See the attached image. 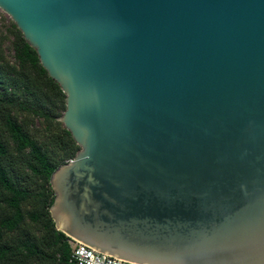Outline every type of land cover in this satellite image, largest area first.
<instances>
[{"label":"water","instance_id":"water-1","mask_svg":"<svg viewBox=\"0 0 264 264\" xmlns=\"http://www.w3.org/2000/svg\"><path fill=\"white\" fill-rule=\"evenodd\" d=\"M80 148L67 238L130 264H264V0H0Z\"/></svg>","mask_w":264,"mask_h":264},{"label":"trees","instance_id":"trees-1","mask_svg":"<svg viewBox=\"0 0 264 264\" xmlns=\"http://www.w3.org/2000/svg\"><path fill=\"white\" fill-rule=\"evenodd\" d=\"M65 95L0 18V264H72L49 214L52 173L80 149L57 121Z\"/></svg>","mask_w":264,"mask_h":264},{"label":"built area","instance_id":"built-area-1","mask_svg":"<svg viewBox=\"0 0 264 264\" xmlns=\"http://www.w3.org/2000/svg\"><path fill=\"white\" fill-rule=\"evenodd\" d=\"M68 240L71 248L70 262L72 264H130L90 250L72 239L68 238Z\"/></svg>","mask_w":264,"mask_h":264},{"label":"rangeland","instance_id":"rangeland-1","mask_svg":"<svg viewBox=\"0 0 264 264\" xmlns=\"http://www.w3.org/2000/svg\"><path fill=\"white\" fill-rule=\"evenodd\" d=\"M0 18H4L5 20H10V18L0 10Z\"/></svg>","mask_w":264,"mask_h":264}]
</instances>
